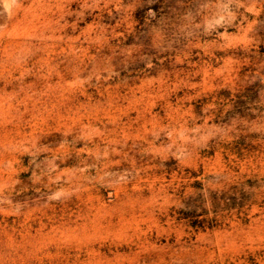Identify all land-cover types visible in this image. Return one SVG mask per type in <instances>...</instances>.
Returning a JSON list of instances; mask_svg holds the SVG:
<instances>
[{
	"label": "rangeland",
	"instance_id": "1",
	"mask_svg": "<svg viewBox=\"0 0 264 264\" xmlns=\"http://www.w3.org/2000/svg\"><path fill=\"white\" fill-rule=\"evenodd\" d=\"M0 264H264V0H0Z\"/></svg>",
	"mask_w": 264,
	"mask_h": 264
}]
</instances>
